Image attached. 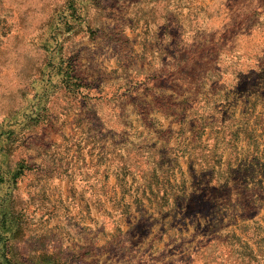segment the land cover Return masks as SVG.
Listing matches in <instances>:
<instances>
[{"label":"rangeland","instance_id":"obj_1","mask_svg":"<svg viewBox=\"0 0 264 264\" xmlns=\"http://www.w3.org/2000/svg\"><path fill=\"white\" fill-rule=\"evenodd\" d=\"M189 51L208 64H186ZM247 70L264 78V0H0V264H225L215 247L231 231L264 264L243 227H264V194L227 223L253 148L217 145L212 129L218 106L247 122L244 83L231 84ZM196 88L213 111L195 151ZM208 140L203 175L202 151L190 165Z\"/></svg>","mask_w":264,"mask_h":264},{"label":"trees","instance_id":"obj_2","mask_svg":"<svg viewBox=\"0 0 264 264\" xmlns=\"http://www.w3.org/2000/svg\"><path fill=\"white\" fill-rule=\"evenodd\" d=\"M249 18L252 19V16H250ZM226 36L227 35L224 34L222 37H226ZM245 36H248V35H245ZM256 42H259V41H256ZM219 47L220 45L215 43L210 50L213 51V53L215 54L216 52H214V50L219 49ZM230 49H232V47H230ZM252 50L253 51H250V53L254 52L253 48ZM189 52L190 54H193V55L198 54V51H189ZM202 60H204V65L208 64L209 62L207 58L204 59L202 54H198V56L196 57H189V59L186 61V64L189 63L191 67H193L194 69H198L203 64ZM240 74H241L240 72H237L236 76H234L235 82L231 84L234 87V91H236V90L243 89L242 87H239L238 85L240 82L244 83L243 85L245 89L246 103L243 102V104L245 105V113H247L248 115V117H246V121H247L246 123L241 124L240 122L235 120V113L238 107V105H236L237 103L232 104V107H231L232 111H230L229 113L225 111L226 108L222 106H218L217 108L214 107V111H213V105H209L208 96H206L204 99V102L202 101L203 106L198 107L199 105L197 101L196 102L192 101L193 100L192 97L196 96V91L198 88H196L194 92L192 93L191 92L187 93L185 100H184L186 104L191 103L192 105L195 106L193 118L192 120L188 122V131L192 135V139L189 141L190 145L192 146L191 149H194L195 151L198 149L197 143L195 140L200 139L205 133L206 127L204 123H202V120H203L202 115L205 110V107L209 108V110L213 112L217 111V115L215 118L213 117V114L211 113L212 117L215 120V122L213 123L212 129H213V134H215V137H214L215 140H218L217 145L218 144L222 145L224 143L225 145H227L229 143L238 142L240 140L239 136H242L243 139H245L247 142L248 149L250 150L253 148L252 160L250 162L251 166L248 169V171H250V175H248L245 178L242 177L243 179L242 183L244 184V189L240 190L237 187H235L228 191V194H230L231 197H235L237 195L245 196V200L241 204L237 202L235 199L228 201V205H229V208L232 210V213L228 215L229 218L227 220V223L233 221L232 225L236 223L235 222L236 217L234 216V213L235 214L238 213L237 208H240L242 212H246L244 214H246V217L249 218L251 213L253 214V212L256 210L255 209L256 206L253 202L254 192L260 191L261 194H264V183H263L264 182V173H263L264 170L262 171V174H261L263 180L260 179L256 181L255 184H253V185H257V188L255 189L254 186L252 185L249 186V184H251V180L254 182L253 179L255 178V176L259 175V171L261 167L264 168V125L263 124L260 125L259 127L260 133L256 134V129L254 127H250L251 122H249L251 118H253V116H255V119L257 120L260 119L257 108L259 105H262V107L264 106V78H260L258 73H255L251 70H247L246 74H243L241 76ZM216 78H217L216 82L214 83V86H212V87H215L217 85V90L215 92V95L216 96L218 95L220 97L218 101H227L228 98L230 97V94L226 92L225 90H223V85H225V83L218 82L219 80H223V76H219ZM202 94L204 95L205 93H202ZM212 94H214V92ZM229 103L230 102H228L227 104ZM255 124L259 125V121L258 123L256 122ZM219 133H221L220 137L218 136ZM229 136H233L234 139L230 140ZM209 141L210 140H208L206 144L201 147L200 150L194 153L195 155L193 156V159H191L190 167L193 168V167H196V161H194L195 156L196 158L200 160L201 151L203 154L207 155L206 156L207 159L204 162H199V164L201 165V168L205 166L204 169H201V173H203V175H205V173H207L208 171H212L211 169H213V167H208V164H209V161L213 159V157H215L216 151L214 149V146L208 147L207 144ZM260 145H262V149L259 151ZM222 154L223 153H220L219 155L220 158L222 157ZM193 191L194 190L192 189V187L190 189L188 188V190L181 191L180 202L183 200L182 198H184L185 200L182 201L180 204L181 205L180 211L184 209L185 205H188L189 208H192V204L189 203V201H190V197L193 194ZM186 193H188L189 196H186ZM257 197L260 198L259 195L256 196V198ZM223 225H225V223H222V226ZM243 227L245 228L248 227L249 229H252L251 232L253 234V238L255 239L254 244L258 247L259 251L264 250V227L261 226L260 223L258 224L256 221H253L252 224L251 223L245 224V226ZM241 238L242 237L240 238L237 237L234 234V231L227 233L223 242L218 241L216 243L217 244L215 247V254L217 255L216 258H222L225 256L226 257V259L224 260L225 264H255L257 260L255 257L254 249L251 247V244L249 242L248 243L244 242ZM241 243H243V245ZM219 244H221V247Z\"/></svg>","mask_w":264,"mask_h":264}]
</instances>
